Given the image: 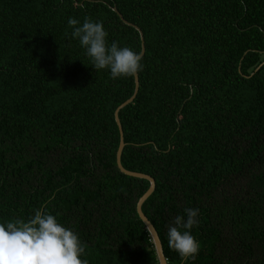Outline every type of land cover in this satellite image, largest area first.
<instances>
[{"label": "trees", "instance_id": "obj_1", "mask_svg": "<svg viewBox=\"0 0 264 264\" xmlns=\"http://www.w3.org/2000/svg\"><path fill=\"white\" fill-rule=\"evenodd\" d=\"M85 17L141 53L143 34L122 164L156 181L143 211L168 263L264 264V0H0V221L46 210L89 264H160L151 183L117 161L136 79L91 66L68 23ZM186 207L201 247L183 262L167 230Z\"/></svg>", "mask_w": 264, "mask_h": 264}, {"label": "clouds", "instance_id": "obj_2", "mask_svg": "<svg viewBox=\"0 0 264 264\" xmlns=\"http://www.w3.org/2000/svg\"><path fill=\"white\" fill-rule=\"evenodd\" d=\"M71 37L89 58L96 71H108L112 79L134 78L144 70L143 53L117 41L109 42L102 21L85 17L81 23L70 18ZM200 210L186 207L168 226V246L183 262L194 261L200 242L193 234ZM87 245L74 230L59 222L56 215L36 209L27 220L0 221V264H89Z\"/></svg>", "mask_w": 264, "mask_h": 264}, {"label": "water", "instance_id": "obj_3", "mask_svg": "<svg viewBox=\"0 0 264 264\" xmlns=\"http://www.w3.org/2000/svg\"><path fill=\"white\" fill-rule=\"evenodd\" d=\"M115 10H117L115 8ZM126 23L130 24V25H133L132 23L128 22L127 20H124ZM138 30H141L137 25H134ZM142 38H143V50H142V53L144 54L145 53V45H144V37H143V34H142ZM264 64V63H263ZM262 64V65H263ZM261 65V66H262ZM260 66V67H261ZM259 67V68H260ZM258 68V69H259ZM136 79V91H135V94L129 98L127 101H125L123 104H121L118 109L116 110V113H115V116H116V120H117V123L119 125V128H120V131H121V141H120V147H119V150H118V155H117V161H118V165H119V168L126 174L130 175V176H134V177H139V178H145V179H148L151 183L150 185V188L148 189V191L139 199L138 201V204H137V210H138V213H139V216L140 218L143 220V222L146 224V227L147 229L149 230L150 232V235L152 237V240L154 242V245H155V249H156V252H157V257L159 259V262L160 264H169L168 263V260H167V257L165 255V252H164V247H163V243H162V240L160 238V235L156 229V227L154 226V224L152 223V221L147 217V215L144 213L143 211V204L146 202V200L153 194V192L155 191L156 189V181L155 179L149 175V174H145V173H142V172H136V171H131L127 168H125L122 164V153H123V150H124V147H125V138H124V131H123V127H122V124H121V120H120V117H119V112L120 110L126 106L127 104H129L130 102H132L138 91H139V86H140V80H139V75H137L135 77Z\"/></svg>", "mask_w": 264, "mask_h": 264}]
</instances>
